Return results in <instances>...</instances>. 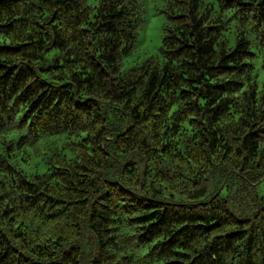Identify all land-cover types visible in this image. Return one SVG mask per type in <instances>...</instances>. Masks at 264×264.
<instances>
[{
	"label": "trees",
	"instance_id": "16d2710c",
	"mask_svg": "<svg viewBox=\"0 0 264 264\" xmlns=\"http://www.w3.org/2000/svg\"><path fill=\"white\" fill-rule=\"evenodd\" d=\"M158 1L0 0V264H264V0Z\"/></svg>",
	"mask_w": 264,
	"mask_h": 264
},
{
	"label": "rangeland",
	"instance_id": "374dc122",
	"mask_svg": "<svg viewBox=\"0 0 264 264\" xmlns=\"http://www.w3.org/2000/svg\"><path fill=\"white\" fill-rule=\"evenodd\" d=\"M145 10L144 18L145 24L138 32L137 42L135 48L130 56L124 61L123 69L134 64H139L148 56L157 54L162 37V26L164 21V14L160 10L161 3L158 0H144ZM253 73L256 81L261 84L264 82V67L260 58L259 52L254 50L252 57ZM29 172H41L44 170V164L37 159L32 158L29 165L24 166ZM257 194L263 197L264 202V180L258 183L256 189Z\"/></svg>",
	"mask_w": 264,
	"mask_h": 264
}]
</instances>
